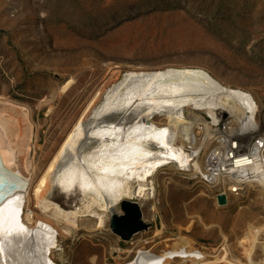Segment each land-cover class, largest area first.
<instances>
[{"label": "rangeland", "instance_id": "obj_1", "mask_svg": "<svg viewBox=\"0 0 264 264\" xmlns=\"http://www.w3.org/2000/svg\"><path fill=\"white\" fill-rule=\"evenodd\" d=\"M182 67L202 68L222 85L248 93L264 128V0H0V111L18 121L21 139L31 130V171L25 172L24 155L19 159L31 189L92 100L90 113L127 72ZM164 124L154 121L155 127ZM60 178L43 197L64 211L85 212L80 181L67 189ZM154 182L155 198L142 211L150 228L130 242L112 234L109 217L99 233L66 237L51 213L37 210L35 222L52 226L63 249L52 260L133 264L142 246L162 252L163 264H197L207 256L213 264H248L249 245L243 243L256 228L263 231L251 260L264 262L261 185L220 207L215 190L174 171ZM34 206L31 198L29 209ZM86 215L79 214L78 225ZM183 242L187 246L176 245Z\"/></svg>", "mask_w": 264, "mask_h": 264}, {"label": "bare ground", "instance_id": "obj_2", "mask_svg": "<svg viewBox=\"0 0 264 264\" xmlns=\"http://www.w3.org/2000/svg\"><path fill=\"white\" fill-rule=\"evenodd\" d=\"M70 84L63 90L68 91ZM95 103L92 100L32 189L31 179L24 177L19 169L23 155L25 172L32 168L31 130L27 128L21 139L18 121L0 111V264H56L53 254L63 255V249L57 244V231L45 222H35L37 210L40 215L51 213L52 221L61 226V234L72 237L75 231L95 234L104 230L108 217L118 212L116 208L124 201H147L151 191L154 197L153 172L158 166L173 163L171 153L175 142L180 146L179 153L189 146L196 152L207 149L206 137L199 133L198 113L218 115L219 119L229 115L239 123L243 122L241 116L245 109L250 107L255 111L259 131L264 134L254 98L222 85L197 67L127 72L90 113ZM185 112L194 118L187 119ZM156 118H162L164 126L155 127ZM238 132L244 133L242 129ZM58 178L60 185L67 189L80 181L85 193L82 200L85 212L77 207L64 211L43 197L47 186ZM260 185L264 188V182ZM30 197L35 202L34 210L29 209ZM23 206L27 208L26 216ZM80 213L87 215L81 217L86 220L82 219L78 225L76 218ZM262 231L251 228L245 236L243 244L249 245L245 250L248 264H256L251 260L252 252ZM176 245L185 247L187 243ZM207 258L197 264H213ZM132 263L163 264V254L147 261L139 257Z\"/></svg>", "mask_w": 264, "mask_h": 264}, {"label": "built area", "instance_id": "obj_3", "mask_svg": "<svg viewBox=\"0 0 264 264\" xmlns=\"http://www.w3.org/2000/svg\"><path fill=\"white\" fill-rule=\"evenodd\" d=\"M245 110L241 116L243 122L239 123L229 115L219 119L218 115L211 117L205 112L196 114L199 116V133L206 137L207 149L204 152H196L189 146L179 153L180 146L175 142L174 151L171 153L173 163L156 167L153 172L155 177L164 175L167 171H174L195 185L215 190L216 200L217 196H225L227 204L239 198L247 188L259 186L264 182V134L259 131L255 122V111L250 107ZM185 117L189 120L194 118L188 113ZM239 129L244 132L242 135L239 134ZM192 138L194 139V135ZM149 198L147 201L136 202L142 211L146 202L155 198L152 191ZM22 212L26 216L27 208L23 206ZM135 250L133 261L139 257L147 261L158 255L142 246ZM176 262L182 260L177 259Z\"/></svg>", "mask_w": 264, "mask_h": 264}, {"label": "water", "instance_id": "obj_4", "mask_svg": "<svg viewBox=\"0 0 264 264\" xmlns=\"http://www.w3.org/2000/svg\"><path fill=\"white\" fill-rule=\"evenodd\" d=\"M217 203L220 207L227 206L226 197L217 196ZM119 209L109 217V229L118 239L130 242L135 236L149 230L150 226L144 223L142 210L136 202L124 201Z\"/></svg>", "mask_w": 264, "mask_h": 264}]
</instances>
